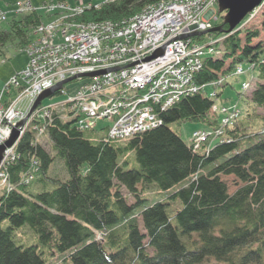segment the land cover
<instances>
[{"label":"trees","instance_id":"1","mask_svg":"<svg viewBox=\"0 0 264 264\" xmlns=\"http://www.w3.org/2000/svg\"><path fill=\"white\" fill-rule=\"evenodd\" d=\"M158 1H109L77 18L119 21ZM221 16L215 25L222 30L197 37L222 40L194 82L205 86L252 64L256 81L242 114L197 147L171 124L219 126L203 90L183 94L158 111V124L127 139H109L108 128L78 130L65 110L39 137L26 129L5 166L10 188L0 190V264H264V42H253L257 29L228 31ZM41 20L34 12L13 16L0 28V57L8 44L24 46ZM44 135L51 150L39 141ZM57 159L63 178L50 174ZM24 225L38 243L16 242Z\"/></svg>","mask_w":264,"mask_h":264},{"label":"built area","instance_id":"2","mask_svg":"<svg viewBox=\"0 0 264 264\" xmlns=\"http://www.w3.org/2000/svg\"><path fill=\"white\" fill-rule=\"evenodd\" d=\"M109 1L114 0L102 3ZM25 2L20 11L30 9L29 1ZM215 3L218 0H160L122 21H84L77 17L101 3L73 7L65 0L48 2L46 12L52 16L57 12L58 18L54 16L47 25L40 23L33 28L34 36L25 46L26 64L0 89V143L25 116L30 117L23 127L41 135L45 122L61 109L76 116L78 130L92 129L99 120H109L107 136L112 140L127 139L155 126L160 122L157 108L165 110L183 94L204 87L195 84L194 76L204 57L216 52L220 38L205 42L190 35L213 27L212 21L217 20L212 7ZM5 19L6 13L0 10V22ZM159 47L164 48L161 56L146 59ZM103 69L107 70L104 74L78 77L84 81L65 100L41 103L32 110L46 89L73 76ZM58 91L66 93L64 85ZM213 110L218 111L216 106ZM219 111L224 115L222 126L194 132L195 147L210 136L221 135L223 127L240 114L236 104ZM13 150L14 146L5 151L0 165V183L6 181L9 186L4 169L14 157L9 156Z\"/></svg>","mask_w":264,"mask_h":264},{"label":"rangeland","instance_id":"3","mask_svg":"<svg viewBox=\"0 0 264 264\" xmlns=\"http://www.w3.org/2000/svg\"><path fill=\"white\" fill-rule=\"evenodd\" d=\"M18 1H21V3L19 5H18ZM25 1L26 0H0V7L3 10H5V13H6V19L0 22V28L1 29H6L9 27L10 20H12L13 16H20V15L28 14L31 12H34L36 14H40V16L42 18V20L40 22L41 24L47 25L48 23L51 22V20L53 21L52 15H50L46 12L47 10L45 8V5H49L47 3L51 2V1L58 3L59 0H28L29 5H30V7H29L30 9L27 10V7H26L23 10L21 9L22 11H20L19 7L22 6V3H23V6H26L27 3ZM65 1L73 7H83V6L87 7L88 5H92L95 3H101L102 4V2L105 0H65ZM212 7L214 8V10L217 14V20L212 21L213 27H215L216 26L215 22H217L220 19L221 15H223V20H224V15L226 14V12H220L218 9L217 3H215ZM56 13L57 12H55L53 14V17L55 16L54 19L58 18V14H56ZM139 13H136L133 16H135ZM218 14H220V15H218ZM133 16H130V17H133ZM221 18H222V16H221ZM126 19H128V18H126ZM263 19H264V0L259 6L255 7V9H253V11L249 12L236 27H243L246 29L250 28V30L251 29L259 30V32H260L259 37L255 38L253 40V42H257L260 40L264 42V29H262ZM119 21H122V20H119ZM33 28L30 30L31 31V37L34 36L33 35L34 34ZM221 37L222 36H220L218 38H221ZM212 38H215V37H206L205 42H207L208 40H210ZM26 44L22 47L14 46L12 44H8L6 47L5 54L0 57V89L3 88L15 74L19 73L22 70V68L24 67V65L26 64L27 59H28V56H27L26 50H25ZM163 53H164V48H163ZM152 59H154V58H152ZM149 60H151V59H149ZM228 63H229V61H227L226 65H228ZM254 68L255 67L252 64H244V63L239 64L236 66V69L231 70V73L229 74L228 78L225 79L226 82H225L224 86H221L220 88H214L213 85L212 86L208 85L207 90H208V92H211V91L213 92L214 90H216L217 92H221V95L216 98L217 104H219V105L225 104L227 106H230L232 103L237 102L238 105H240L241 109L243 110V108H245V104H246L247 100H246V95L243 93L242 83L244 81H248V80L256 77V71ZM82 81H84V80H73L71 82H68L65 86L66 93H59V94H56L52 97H47L43 100V102L44 103H52V102H58V101L65 100L68 95L75 94L76 89L82 83ZM216 85H217V83H216ZM14 95H16V92L14 93ZM159 110H160V108H157L156 112H158ZM29 117L30 116H25L22 121L27 122ZM25 122H24V124H25ZM262 123H263L262 120H259V123L257 124V129H260L262 127ZM107 124H108V120H100L97 124L96 129H100L101 127H103ZM206 127H207V125L204 122H197V121H186V122H181V123L175 122V123L171 124V128L173 130H175L187 142H189V138L191 137L192 133L195 130L201 129V128H206ZM23 128H25V127H23ZM24 130H23V132H24ZM23 132H22V134H23ZM20 136H22L21 132H20ZM39 141L47 150H51L50 140L48 139V137L46 135L41 136L39 138ZM14 152H15L14 150L12 151V153L10 152L9 156L11 157L12 155H14ZM64 165L65 164H64L62 159L55 160L53 166L50 167L51 168L50 174L57 176V177H60V178L67 176L66 169H65ZM4 171H5V169H4ZM30 178H31V176H29L28 178H24V180H29ZM224 178L230 183L231 191H234L236 189V185H235V183H233L234 177L229 176V177H224ZM9 188H10V186H9L8 182L5 181V182L0 183V190H3V189L8 190ZM6 224L7 223H5L4 225H6ZM15 240L18 244H24V245H30V244L38 243V237L35 235L34 231L28 225H24L23 227L19 228V230L15 231ZM215 263H216V261L214 259H211V260L206 261L204 264H215Z\"/></svg>","mask_w":264,"mask_h":264},{"label":"water","instance_id":"4","mask_svg":"<svg viewBox=\"0 0 264 264\" xmlns=\"http://www.w3.org/2000/svg\"><path fill=\"white\" fill-rule=\"evenodd\" d=\"M263 0H219L218 1V9L220 12H226L224 15V23L229 25L228 31H232L236 28V26L243 20V18L255 7L259 6ZM222 30V26H215L211 29L205 31L193 32L190 36H201L210 32ZM185 37V36H183ZM163 54V47L158 48L152 55H150L147 59H152L157 56ZM106 69L97 70L93 72H87L83 74H79L77 76H73L64 80L63 82L58 83L53 88L46 89L43 91L35 101V104L32 108L34 110L45 98L51 97L55 92L60 90L64 84L78 78V77H92L95 75H100L106 73ZM25 121H20L16 126H14L10 137L3 143H0V165L5 157V151L8 148H11L20 137L21 127H23Z\"/></svg>","mask_w":264,"mask_h":264},{"label":"bare ground","instance_id":"5","mask_svg":"<svg viewBox=\"0 0 264 264\" xmlns=\"http://www.w3.org/2000/svg\"><path fill=\"white\" fill-rule=\"evenodd\" d=\"M82 15V14H81ZM53 17V16H52ZM169 107V106H168Z\"/></svg>","mask_w":264,"mask_h":264},{"label":"crops","instance_id":"6","mask_svg":"<svg viewBox=\"0 0 264 264\" xmlns=\"http://www.w3.org/2000/svg\"><path fill=\"white\" fill-rule=\"evenodd\" d=\"M1 8V7H0ZM2 9V8H1Z\"/></svg>","mask_w":264,"mask_h":264}]
</instances>
